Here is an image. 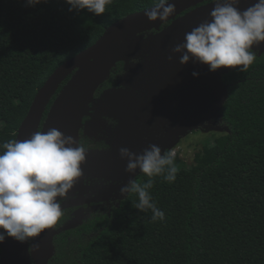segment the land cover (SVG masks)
<instances>
[{"label":"trees","instance_id":"obj_1","mask_svg":"<svg viewBox=\"0 0 264 264\" xmlns=\"http://www.w3.org/2000/svg\"><path fill=\"white\" fill-rule=\"evenodd\" d=\"M154 3L112 0L95 15L69 11L65 0L35 6L0 0V145L15 140L57 67L113 23ZM223 79L230 87L216 122L220 134L192 165L176 158L175 182L153 178L150 193L165 219L153 222L150 210L135 209L138 198L131 193L93 237L78 243L67 240L70 230L56 236L50 264H264V56L247 72L231 68ZM146 180L142 174L139 183Z\"/></svg>","mask_w":264,"mask_h":264},{"label":"clouds","instance_id":"obj_2","mask_svg":"<svg viewBox=\"0 0 264 264\" xmlns=\"http://www.w3.org/2000/svg\"><path fill=\"white\" fill-rule=\"evenodd\" d=\"M24 2L26 6H35L47 0ZM65 3L70 5L69 11L87 10L102 15L112 0H65ZM213 3L211 20L186 33L184 42L172 52L181 54L182 65L191 60L208 65L212 72L221 67H238L240 72H247L257 59L253 46L264 42V0H257L243 11L236 7L239 0H213ZM174 12L175 5L169 0H155L145 14L149 21L164 22ZM192 75L199 73L194 71ZM85 154L83 145L56 128L47 133L37 131L24 141L10 140L0 145V229L3 230L0 243L6 236L25 242L57 224L63 215L57 198L65 197L82 176ZM119 155L127 160L126 172L139 170L147 177L143 184L130 179L120 188V194H135L138 198L133 205L135 209L150 210L153 222L163 221L165 213L153 200L150 190L154 177L163 176L169 184L175 182L176 153L169 149L162 154L161 147L152 144L142 154L120 148Z\"/></svg>","mask_w":264,"mask_h":264},{"label":"water","instance_id":"obj_3","mask_svg":"<svg viewBox=\"0 0 264 264\" xmlns=\"http://www.w3.org/2000/svg\"><path fill=\"white\" fill-rule=\"evenodd\" d=\"M169 2L175 5V12L166 21H149L145 13L150 8L130 14L106 28L92 46L57 67L37 91L16 132L15 140L24 141L37 131L47 133L49 129L56 128L64 136H72L78 144L82 119L93 110L89 105L94 102L95 92L120 62L124 63L125 75L121 80L123 86L129 85L146 91L150 83L162 85L166 80L179 78V83L186 87V95L191 97V104L196 107L197 122L192 121L190 126L179 130L175 137L184 136L188 131L198 128L201 121L210 118H218L219 121L220 111L228 100V86L223 82V76L231 68L221 67L212 72L208 65L191 60L182 65L179 63L181 54L172 52L176 45L184 42L186 33L202 22L211 20L210 13L215 7L213 0ZM256 2L257 0H239L236 7L243 11ZM169 21L172 23L159 31L161 25ZM151 31L158 32L144 36V33ZM253 51L259 54L264 52V42L254 45ZM169 56L172 57L171 60ZM140 59L143 62L138 67L130 62ZM194 71L199 75L194 77ZM120 96H125L129 102L138 105L146 101L119 90L106 92L101 99L111 100ZM103 107L115 113L114 106L109 108L104 103L99 105L100 109ZM99 108L97 104L96 109ZM203 115H207V118ZM84 165L85 163L81 165L82 176L75 183L82 179ZM65 208L67 205L61 206V210ZM73 224L69 223L62 231L70 230ZM60 231L53 226L40 236L29 238L25 242L6 236L4 242L0 243V264H49L54 255L53 240Z\"/></svg>","mask_w":264,"mask_h":264},{"label":"flooded vegetation","instance_id":"obj_4","mask_svg":"<svg viewBox=\"0 0 264 264\" xmlns=\"http://www.w3.org/2000/svg\"><path fill=\"white\" fill-rule=\"evenodd\" d=\"M171 23L169 21L161 25L159 31ZM157 32L151 31L144 36ZM256 53L258 57L264 56V52ZM130 62L138 67L143 60ZM118 64L121 67H117ZM124 75V63H117L107 81L95 92L94 102L89 105L93 110L82 119L78 144L86 149L85 171L82 179L73 185L66 196L58 199L61 206L67 205V208L62 210L63 215L54 225L55 230H61L58 234L60 235L65 226L74 223L70 229L73 234L67 237V240L72 239L73 242L79 243L83 237H93L94 229L96 227L98 230L101 229L100 225L105 215H111L118 210L131 194L122 196L120 188L130 179H135L139 183L142 173L139 170L135 173L126 172L127 160L120 158V148L142 154L145 148L155 144L161 147L163 154L170 147L176 149L182 146L184 138L194 132L204 130L214 133L220 129L216 125L218 118H210L199 121L201 126L188 131L184 136L175 137L179 130L190 126L192 121L197 122L196 107L191 104V97L188 98L186 95V87L179 83V78L165 79L162 85L150 83L146 91L144 89L142 91L129 85L123 86L121 80ZM225 85L230 87L227 83ZM113 90L126 91L146 101L138 105L129 102L125 96L111 100L101 99L104 93ZM103 103L109 108L114 106L115 113L109 112L106 107L100 109L99 105ZM97 104L99 109H96ZM203 117L207 118V115ZM56 236L53 240L54 255L49 264L55 258ZM60 242L62 243V240Z\"/></svg>","mask_w":264,"mask_h":264},{"label":"rangeland","instance_id":"obj_5","mask_svg":"<svg viewBox=\"0 0 264 264\" xmlns=\"http://www.w3.org/2000/svg\"><path fill=\"white\" fill-rule=\"evenodd\" d=\"M221 131L222 130L217 131L218 133L205 132L204 130L194 132L184 138V144L182 146L172 151L176 153V158L180 160L183 165L190 166L193 164L194 155L199 152L204 145L209 144Z\"/></svg>","mask_w":264,"mask_h":264}]
</instances>
